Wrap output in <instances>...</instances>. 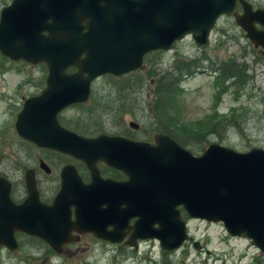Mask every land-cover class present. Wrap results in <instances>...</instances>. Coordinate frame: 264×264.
Returning <instances> with one entry per match:
<instances>
[{
  "label": "water",
  "instance_id": "95a60500",
  "mask_svg": "<svg viewBox=\"0 0 264 264\" xmlns=\"http://www.w3.org/2000/svg\"><path fill=\"white\" fill-rule=\"evenodd\" d=\"M237 1L12 0L1 10V54L13 61L44 62L48 68L47 88L23 103L15 122L17 134L38 146L83 159L94 176L99 177L94 166L99 160L127 172L129 183L111 185L116 186L113 194L121 196L132 216L140 217L134 240L158 238L165 248L179 247L186 238V224L178 210L183 206L191 217L222 222L233 235H248L264 252L263 149L238 153L214 144L196 157L165 135L157 137L156 146L106 135L87 139L62 128L56 118L71 104L88 100L94 79L139 69L149 51H168L191 34L198 43H207L219 17L232 15ZM240 2L244 14L236 15L237 24L256 47L264 48V10ZM118 44L122 51L117 49ZM84 54L87 56L83 59ZM70 66H78L80 71L66 74ZM62 178L64 189L58 199L69 195L79 202L76 225L82 227L87 214L81 210L86 206L80 207L77 174L74 169H66ZM3 183L0 179V185ZM101 184L97 201L102 226H89L85 231L112 240L107 226L114 224L118 211L101 210L107 192ZM28 185L31 194L35 193L37 207L31 233L52 244L58 236L47 222L52 209L39 204L32 180L28 179ZM5 192L0 202L8 200ZM3 207L15 208L12 203ZM12 216V212H6L5 222ZM116 233L121 235L119 229Z\"/></svg>",
  "mask_w": 264,
  "mask_h": 264
},
{
  "label": "rangeland",
  "instance_id": "374dc122",
  "mask_svg": "<svg viewBox=\"0 0 264 264\" xmlns=\"http://www.w3.org/2000/svg\"><path fill=\"white\" fill-rule=\"evenodd\" d=\"M10 1L0 0V9ZM253 1L264 6V0ZM227 33L239 36V30L234 22L223 19L214 32L213 56L227 62L236 58L245 61L244 59L247 58V64L251 63L255 68L254 78L247 83L249 85L240 94H237L235 85H231L229 91L223 90L220 81L217 83L212 78L214 74L210 72H198L197 75L186 77L183 81L177 135L181 138L185 133L188 136L197 132H208L206 145L201 152H198L201 154L211 143H218L241 152L252 148L264 149V59L257 52L251 51V47L247 45L248 41L244 39L238 43L236 40H231L229 35L226 36ZM194 48L191 40L180 43L174 51L164 55L160 71L169 69L181 56L190 55ZM243 53L244 57L241 55ZM146 62V67L121 82H114L112 78L99 79L93 87L95 91L94 103H91L93 106L89 108L91 105L88 104L70 108L61 113L60 122L71 129L93 135L100 132L97 128L102 125L96 121V118L100 117V108H104L125 121L121 125H116L111 116L105 114V118L100 120L107 131H134L129 126V123L134 121L140 124L139 131L131 132L134 136L154 138L157 132L149 113L153 88L148 74L155 69L153 66L158 61L153 56ZM239 64L243 65V62L240 61ZM46 76L47 70L39 64L14 63L0 56V162L2 163H0V172L9 169L22 170L25 164H32L42 156L16 136L13 125L23 100L38 94L44 88ZM127 82H130L128 88L125 86ZM136 82L137 85H133ZM220 91L223 94H220ZM83 124H93L94 127ZM148 132H152L153 135H149ZM205 224L204 221H189V229L196 239L200 240L201 249L197 250L190 246L186 247L185 251L166 254L164 264H264V260L261 261L262 258L258 257V251L250 241L229 237L221 224ZM78 244L79 248L70 255L65 264H114V261L117 264H125L126 252L120 248H112L97 241L91 242L90 238ZM142 249L140 254L136 255L148 257L145 264L155 262L162 264V253L156 244L146 245ZM144 254L149 256L144 257ZM30 255L35 257L36 264L61 262L54 254V250L44 242L36 241L30 249ZM21 256L23 255H19ZM3 261L4 264H22L13 260L8 254L3 256Z\"/></svg>",
  "mask_w": 264,
  "mask_h": 264
},
{
  "label": "flooded vegetation",
  "instance_id": "af4514ba",
  "mask_svg": "<svg viewBox=\"0 0 264 264\" xmlns=\"http://www.w3.org/2000/svg\"><path fill=\"white\" fill-rule=\"evenodd\" d=\"M249 2L255 10L257 9H264V6L260 5L259 3L254 2L253 0H244ZM236 13L240 16H243L244 10L242 4L238 0V4L236 7ZM221 19L232 20L239 30V36L230 35L229 33L226 36H230L231 40H236L238 43L240 40L248 41V46L251 47V51L253 53H258L264 59V49L261 47H256L251 40L247 37V32L237 24L236 18L232 16H222ZM258 29L262 30L263 28L258 26ZM212 35V34H211ZM191 40L193 45L195 46L193 52L188 56H181L179 59L183 58L188 63V66L194 69L195 72H210L213 75V79L224 82V77L221 73L224 70H227L229 65H236L239 64L240 61L243 62V65L253 66V64H247V58L243 59L236 58L232 59L229 62L226 60H220L219 57L213 56V35L210 41L206 44L198 43L194 36H189L184 41ZM184 41L178 42L174 49H176L180 43ZM117 49H121V45H116ZM174 51V50H173ZM172 52V51H171ZM170 52H166L163 49L152 50L144 54L143 56V64L140 68L142 70L146 67V60L150 57L155 56L158 63L154 64L152 71H159L161 70L163 64V58L165 54ZM244 57V53L241 54ZM87 55H82V58H85ZM115 53L113 51L112 59L114 58ZM111 62V61H110ZM242 65V64H239ZM78 66H70L66 69V71L70 74L79 71ZM129 75V74H128ZM127 75H124L118 79H122ZM153 82V81H152ZM228 83V82H227ZM229 84V83H228ZM129 87V83L125 85ZM93 92V91H92ZM77 131V129H76ZM81 134V132H77ZM106 133L109 136H119L125 139L140 141V142H147V143H154L155 137L157 134L154 135V138L148 139L145 137L137 138L134 136L130 130L122 131V132H101L98 134ZM149 135H153L152 132H148ZM82 135V134H81ZM98 136V135H97ZM96 137V136H95ZM153 140V141H152ZM35 150L38 151L42 156L34 161L32 164H25V168L19 171H12L9 169L7 171L0 172V178H3L9 183V199L11 203L14 205L13 210H9V208L4 209L3 201L0 202V264H4L3 256L10 255L11 258L15 261H19L22 264H36L37 261L35 257L30 255V249L37 241L36 237L27 233V230L35 228L36 225V199L35 193L32 195L30 192V187L28 185V178L26 177L27 171H32L33 176L30 180L34 182V189L36 190L38 201L40 204L46 206L47 208L52 209L50 212V222L55 224L53 226L59 228L62 231L68 232L66 237L60 239L61 246L60 251H54V254L57 255V258L61 261L60 264H65L67 260H69L70 255L76 252L79 248V244L82 240L86 238H90L92 241H97L98 243L106 244L111 246L112 248H120L121 250L126 252L125 257V264H145V261L148 259L149 255H145L144 257H139L136 254H140L141 249H144V246H155V244L159 247L160 252L162 253V259L166 254H169L168 251H165L161 248L160 243L157 240H142L136 239L134 240V224L136 219H130L126 221V216L123 218V225L124 228L120 229V227L108 226L109 231L115 232V238H121L120 243H111L102 239H99L95 234L90 232L79 233V230H83L89 228V224L98 223V220H95V216L99 214L100 204L97 201L98 199V191L100 189L99 182L100 178L98 179L97 176L93 175L92 169L89 167L88 164L81 162L75 158H72L68 155H64L53 150H47L42 148H36ZM16 162V160H13ZM97 170L99 171V175L103 180L114 181L117 183H127L130 178L127 174L118 171L114 168L109 167L103 162H96L94 165ZM68 167H75L76 172L78 174V187L77 190L79 191V195L81 197V204L80 207L86 216L92 217L88 219L87 217L84 218L85 224L82 227H77L74 223L77 220V210L79 209V202L75 201L74 197L67 195L64 200L58 199L60 193L63 191V178L61 173L63 170L67 169ZM8 171H12L10 173H6ZM4 185H0V196H3L4 193ZM75 202V203H74ZM105 199L103 204L105 203ZM107 205H104V209ZM126 205H121L120 210L126 209ZM54 211V212H53ZM6 212H12L13 216L8 218L5 222L4 214ZM68 215V218L65 217ZM2 218V219H1ZM86 219V220H85ZM54 220V221H51ZM56 220V221H55ZM67 220L70 221L69 224H64ZM88 220V221H87ZM62 222L61 224H57ZM88 223V224H87ZM92 225V226H93ZM7 227V228H6ZM120 230L121 235L118 236L116 231ZM6 230V231H4ZM58 230V229H57ZM6 232V236L4 233ZM10 234L13 235L15 241V249H11L10 242ZM192 240L186 241L183 246L179 249V251H185L186 247L193 246L195 248V243H198L196 237L192 234ZM134 242L137 247H131L127 245V242ZM202 245H199L201 248ZM142 249V250H143ZM175 253V252H174ZM173 253V254H174ZM19 255H23L19 257ZM27 255V256H25ZM77 264V263H75ZM114 264H117L114 261ZM157 264V262L153 263Z\"/></svg>",
  "mask_w": 264,
  "mask_h": 264
},
{
  "label": "trees",
  "instance_id": "16d2710c",
  "mask_svg": "<svg viewBox=\"0 0 264 264\" xmlns=\"http://www.w3.org/2000/svg\"><path fill=\"white\" fill-rule=\"evenodd\" d=\"M192 70L194 71V69L189 68L187 62L181 61L176 62L175 65L170 66L169 69L162 72L151 71L148 74L150 85L153 88V95L151 96V119L155 124V132L165 133L174 138H178L179 142L184 146L190 143L198 151L204 148V144L208 139V132L199 131L202 133L197 132L188 136L185 133L181 138L177 137V127L180 122L178 115L179 102L183 92L181 85L187 75L194 74ZM247 70L248 68L245 65H229L228 69L225 70L226 78H234L236 81L235 85L239 89H243L249 81ZM212 133L216 134L218 132Z\"/></svg>",
  "mask_w": 264,
  "mask_h": 264
},
{
  "label": "bare ground",
  "instance_id": "6f19581e",
  "mask_svg": "<svg viewBox=\"0 0 264 264\" xmlns=\"http://www.w3.org/2000/svg\"><path fill=\"white\" fill-rule=\"evenodd\" d=\"M238 65V64H237Z\"/></svg>",
  "mask_w": 264,
  "mask_h": 264
}]
</instances>
